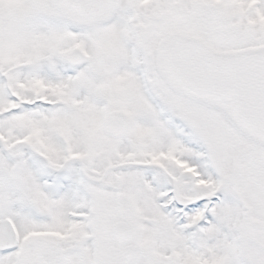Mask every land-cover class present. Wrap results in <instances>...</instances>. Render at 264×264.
Segmentation results:
<instances>
[{
	"label": "snow or ice",
	"instance_id": "6c2138e0",
	"mask_svg": "<svg viewBox=\"0 0 264 264\" xmlns=\"http://www.w3.org/2000/svg\"><path fill=\"white\" fill-rule=\"evenodd\" d=\"M0 264H264V0H0Z\"/></svg>",
	"mask_w": 264,
	"mask_h": 264
}]
</instances>
